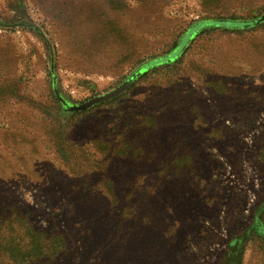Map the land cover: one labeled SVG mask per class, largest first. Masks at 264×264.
<instances>
[{
    "label": "rangeland",
    "instance_id": "374dc122",
    "mask_svg": "<svg viewBox=\"0 0 264 264\" xmlns=\"http://www.w3.org/2000/svg\"><path fill=\"white\" fill-rule=\"evenodd\" d=\"M198 24L215 26L182 45ZM130 114L144 135L128 146L159 155L109 158L123 214L103 193L67 197L97 229L85 258L51 206L102 180L92 141ZM173 150L189 161L162 157ZM5 199L68 243L36 256L8 243L0 264H264V0H0Z\"/></svg>",
    "mask_w": 264,
    "mask_h": 264
},
{
    "label": "trees",
    "instance_id": "16d2710c",
    "mask_svg": "<svg viewBox=\"0 0 264 264\" xmlns=\"http://www.w3.org/2000/svg\"><path fill=\"white\" fill-rule=\"evenodd\" d=\"M212 25L214 24H198L193 26L187 32L185 39L182 41V45L187 43L189 38L199 29L203 27L207 28ZM169 62V59H164L159 60L155 64H168ZM155 64L148 65L145 67V69L152 67ZM119 99L120 98L108 104H114ZM141 121V116L130 114L129 116H125V118L115 122L110 130L109 135L108 132L103 133L94 139L92 143L95 146L96 151L92 153V157L96 159V166L99 168V174L101 175L102 180H87L88 185L86 186H83L80 183H78L77 186H72L70 189H68L66 193L67 195H61L57 203L51 206L57 212L61 210L67 212L70 217V223L72 222L73 224L77 225L76 232L78 233L79 238L75 236L74 242L79 241L85 248V258L87 257V247H90L93 236L95 235L94 232L96 226L92 225L89 220L84 219L82 210L78 205H76L74 202L68 203L66 199L72 194H76L80 198H83L84 195L82 194L89 196V194H94L95 192L103 193L106 195V200L110 209H117L120 214H123V212L126 210V199L120 197L121 194L117 191V186L115 187L112 181L109 183L107 182V175H111L108 162L110 157L117 158L118 160L130 161H140L145 158L144 156L148 158L158 157L159 154L157 152H150L144 149L141 150L139 147L132 148L128 146L131 143H135L139 146V140L144 135V126L143 122ZM123 127H125V129L124 132L121 133ZM162 155V157H164L166 160H169V162H173L175 160V165L180 163L184 164L183 162L189 161L186 153L180 152V150H173L170 153L166 152ZM141 171L142 169L135 168V173L132 176V180H136V184L138 183L137 180H140L138 172ZM125 180H130V177ZM100 185L103 186L102 190L99 187ZM25 210L27 209L20 210L16 204H13L8 199L0 201V252H2L4 245L9 243L10 246H15L14 243L16 242L20 243L21 248L31 249L35 256L41 255V250L43 247H45L46 250L53 248L55 252L57 249H65L68 242L61 233L56 231V229H54V234L52 233L53 230H49V233L52 235H49V233L48 235L47 233H39L33 228L29 221L30 213ZM119 226L121 227L122 225ZM46 235L47 237H45ZM80 235H89V237L86 239L87 242L84 241ZM65 236L68 237L69 235L67 234ZM119 239H121L122 242L124 241L123 236H121ZM87 243L89 244L87 245ZM100 253L101 250L96 251L97 256H99ZM98 259V257H96V259H92L91 264H100Z\"/></svg>",
    "mask_w": 264,
    "mask_h": 264
},
{
    "label": "water",
    "instance_id": "95a60500",
    "mask_svg": "<svg viewBox=\"0 0 264 264\" xmlns=\"http://www.w3.org/2000/svg\"><path fill=\"white\" fill-rule=\"evenodd\" d=\"M134 78V76H132L129 80H127L126 82H124L119 88H117L116 90H114L113 92H110L100 98H97V99H94V100H91L90 102H87L86 104L82 105V106H79L77 108H74L75 110H83L85 108H88L94 104H97L101 101H105V100H109V99H112L114 97H116L120 92H122L123 90H125L129 84H130V81L131 79Z\"/></svg>",
    "mask_w": 264,
    "mask_h": 264
}]
</instances>
